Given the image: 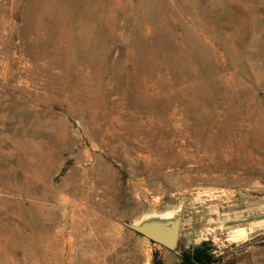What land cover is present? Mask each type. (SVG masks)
Wrapping results in <instances>:
<instances>
[{
	"label": "rangeland",
	"instance_id": "obj_1",
	"mask_svg": "<svg viewBox=\"0 0 264 264\" xmlns=\"http://www.w3.org/2000/svg\"><path fill=\"white\" fill-rule=\"evenodd\" d=\"M263 218L264 0H0V264H264Z\"/></svg>",
	"mask_w": 264,
	"mask_h": 264
},
{
	"label": "trees",
	"instance_id": "obj_2",
	"mask_svg": "<svg viewBox=\"0 0 264 264\" xmlns=\"http://www.w3.org/2000/svg\"><path fill=\"white\" fill-rule=\"evenodd\" d=\"M207 244L181 253L180 262L178 264H211L214 262L212 254L207 249ZM154 264H162L161 261H156Z\"/></svg>",
	"mask_w": 264,
	"mask_h": 264
},
{
	"label": "water",
	"instance_id": "obj_3",
	"mask_svg": "<svg viewBox=\"0 0 264 264\" xmlns=\"http://www.w3.org/2000/svg\"><path fill=\"white\" fill-rule=\"evenodd\" d=\"M178 230H179V221L176 222L170 233L163 231L154 232L152 230H146V229H139V232L143 234L145 237L149 238L150 240L159 243L170 250H173L176 248L177 245Z\"/></svg>",
	"mask_w": 264,
	"mask_h": 264
},
{
	"label": "crops",
	"instance_id": "obj_4",
	"mask_svg": "<svg viewBox=\"0 0 264 264\" xmlns=\"http://www.w3.org/2000/svg\"><path fill=\"white\" fill-rule=\"evenodd\" d=\"M261 222L264 223V218L261 220ZM163 260H164V264H177L178 263V260H175V259L167 258ZM261 261H262L261 258L258 257L257 259L252 260V264H260ZM242 264H246L245 261H243Z\"/></svg>",
	"mask_w": 264,
	"mask_h": 264
},
{
	"label": "bare ground",
	"instance_id": "obj_5",
	"mask_svg": "<svg viewBox=\"0 0 264 264\" xmlns=\"http://www.w3.org/2000/svg\"><path fill=\"white\" fill-rule=\"evenodd\" d=\"M46 151V150H45Z\"/></svg>",
	"mask_w": 264,
	"mask_h": 264
}]
</instances>
